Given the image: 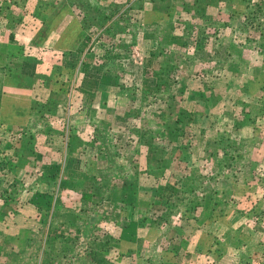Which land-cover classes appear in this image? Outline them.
<instances>
[{"label":"rangeland","instance_id":"1","mask_svg":"<svg viewBox=\"0 0 264 264\" xmlns=\"http://www.w3.org/2000/svg\"><path fill=\"white\" fill-rule=\"evenodd\" d=\"M163 1L167 32L160 35L159 41L167 46L172 43L175 36L170 30L174 23L178 35L194 44L192 56L196 62L181 64V60L189 58L184 50L178 46L177 50H170L172 47L165 44L166 50L162 45L158 49L157 39L154 49L151 46L153 50L157 48L156 55L151 48L150 54L142 42H135L130 52L122 33L107 27L98 33L92 31L95 38L88 49L89 64L80 69V60L74 75L70 71L73 78L66 87L73 96L69 98V108L57 110L55 103L54 111L59 113L49 116L60 131L51 130L45 136L42 130H29V144L27 137L21 146L17 144L16 151H22L20 156L37 154L43 159H32L22 172L17 170L15 174L0 164V190L11 192L12 203L25 204V213L36 219L28 217L26 228L31 230L36 222L40 223L35 234L44 235L42 241L36 237L30 243L16 239L15 249L7 247L10 263L6 264H40L47 259L39 247L47 233L57 243L74 241L61 264H264V15H253L251 9L258 3L246 0L244 13L232 19L237 33L234 29L217 33L216 27L207 22V26L200 23L201 33L191 34L186 32L189 26L183 21L184 13L175 21L172 18L174 0ZM260 3L264 9V0ZM83 4L86 9L89 3ZM197 44L200 47L195 49ZM174 51L176 80L186 79L187 89L211 87L219 99L211 112L207 109L198 115L195 110L202 105L184 89L179 103L189 114L177 124L179 131L187 128L180 140L185 145L183 160L174 161L177 169H147L143 146L133 149L138 144L136 137L131 143L126 121L123 122L129 100L119 82L131 77L144 90L153 79L148 71L158 65L161 53L169 56ZM212 76V82L205 81ZM66 87L59 86V91ZM145 93L139 104L148 107L152 95ZM57 100L60 102L55 96ZM11 130L5 135L8 141L17 137ZM64 149L67 173L60 172ZM223 150L228 151V158L220 168L215 163ZM195 167L202 181H195L191 189V169ZM183 171L185 176L180 174ZM180 176L183 184L176 189L173 183ZM83 190L93 194V199L100 192V204L87 209L90 200ZM50 198L52 206H42L41 200ZM194 200L197 202L191 206L189 202ZM111 202L116 208H111ZM159 213L163 216H157ZM115 230L118 242L114 239ZM92 234L113 235L103 260L97 253L86 251L93 245Z\"/></svg>","mask_w":264,"mask_h":264},{"label":"crops","instance_id":"2","mask_svg":"<svg viewBox=\"0 0 264 264\" xmlns=\"http://www.w3.org/2000/svg\"><path fill=\"white\" fill-rule=\"evenodd\" d=\"M78 1L0 0V151L5 150L0 152V164H3V169L8 166L13 174L17 170L22 172L23 168H26L27 163L32 159L35 162H40L43 159L42 156L37 154L36 156L34 154L26 157L20 156L22 151H16L25 142L23 140L27 137L29 130L36 131L39 129L38 131L42 130L44 134L51 130L60 131L59 127L52 124L49 116L53 112L59 113V111H54L55 103L57 110L66 107L65 110L67 111V107L69 108V98H72L73 95L72 93L70 95L66 86L73 78L78 62L81 60L80 69L87 66L89 64L87 62H90L88 59H91V56H89L88 49L92 38H95L92 36L93 30L98 33L102 28L107 27L109 30L122 33L121 37L122 40L125 39L124 42L126 48H129L128 51H132L135 42H142V44L147 45L145 49L148 47L147 51L149 53L154 41L156 39L159 41L160 35L167 32L165 22H163L165 20L164 8L162 7L163 0H81V5L77 3ZM247 1L251 2L253 0ZM247 1L174 0L175 12L172 18L175 21L176 17L179 18V15L181 17V13H184L182 14L184 16L183 21L189 26V30L184 29V32H190L191 34L192 32L201 33L200 25L207 26V22H211L216 27L217 33L225 32L228 29H234V32L237 33V30L235 31L237 26L236 28L233 27L232 19L237 18L238 14L244 13L243 10H245ZM255 1V3L261 2V0ZM85 2L89 3L86 9H84L83 4ZM76 7L79 8L78 11L75 10ZM187 18L190 19V22L186 21ZM105 19L106 21H104ZM108 24L110 25L107 26ZM170 33L175 36L172 43H168L169 46H167L165 42L161 41L157 44V48L159 49L161 44H165L168 48L171 46L172 49L169 48L170 50L181 48V50H184L185 56L189 57L181 60V64H186L188 60L187 64H192V62L194 64L197 60L192 56L194 44L186 39L183 40V37L178 35L179 32L174 23ZM236 45L239 48L240 44L236 43ZM166 46L165 49H167ZM198 46L197 44L195 49L200 47ZM226 49L223 48V50ZM227 50L229 51V49ZM229 70L227 68V71ZM70 71L73 72L72 77H70ZM244 73L241 72V74ZM234 79H230L231 83L234 82ZM213 80L212 76L205 81L212 82ZM55 83L59 85L56 87ZM185 83L187 84L184 89L187 92L195 91L194 87L187 89L188 82L186 79ZM63 85L66 88H61L63 91L60 92L59 86L63 87ZM208 90L207 87L205 90L207 95ZM55 96L60 102L55 101ZM215 105L216 103L207 111L211 112ZM63 128L61 129L63 130ZM9 130L13 131L12 135H17L12 141H8L5 137V135L8 136ZM64 131L66 130L64 129ZM45 136H48V134H45ZM29 140L30 138L27 137L26 144H29ZM9 148L10 151L8 152ZM11 150H15L16 153L14 151L12 153ZM51 155L54 158L52 153ZM61 155L62 162H65L67 150L64 149ZM64 162L60 169L61 173H67V171H64ZM10 194L11 192L0 190L1 264L10 261L8 254H6L7 247L15 249L17 247L16 239L18 242L26 241V243L34 240L36 238L35 231H37L35 227L38 224L40 225L36 222L31 230L26 228L28 217L30 220L36 221V219L25 213V204L21 205V202L17 204L14 201L12 203L10 199L13 196L11 197ZM111 203V208H116V204ZM99 204L97 203L95 206L97 207ZM111 216L116 217V215ZM49 221H47V224ZM20 227L26 229L23 230ZM12 228L13 230H11ZM26 230H29V233L23 235ZM117 235L114 233V236ZM68 255L70 256L69 253Z\"/></svg>","mask_w":264,"mask_h":264},{"label":"trees","instance_id":"3","mask_svg":"<svg viewBox=\"0 0 264 264\" xmlns=\"http://www.w3.org/2000/svg\"><path fill=\"white\" fill-rule=\"evenodd\" d=\"M261 8V5L258 3L256 4L254 9H251V13H253V15L257 13L260 16L264 15V9ZM254 17L255 16H253V18ZM159 42L160 41L157 40V44ZM161 45L162 48H165V45ZM165 50L161 49V52L166 53ZM156 52L157 48L153 51V53L156 55ZM175 52L176 51L171 52L169 56L161 53L163 57L161 58V60L158 57V65L156 67H153L152 69L150 68L148 71L149 73L147 72L149 74L148 76L151 75L153 78L150 82H148V85L146 87L147 89L145 88L143 90V87H140L139 83L131 77L129 80L121 79L119 82L121 91H126L124 94L127 95V98L129 100L127 109L123 111V122L126 121L127 131L130 135L129 138L132 140L134 137H136L138 144H136V147H134L133 149L137 150L139 144L140 146H143L142 152H144L145 165L147 166V169H156L164 166H167L168 168L170 167L171 169H177V167H175L177 165L174 163V161L180 162V160H183L181 157V153L185 145L183 144L184 142H181L180 140H182L181 137L186 134L187 128L183 129L182 131L180 129L179 131L177 124L180 120H183L185 118V115H187L188 112V109L183 104L179 103V101L183 98L181 94L184 91V86L187 83H185V80H176L177 68L174 63ZM199 73L202 74L200 70ZM203 88V86L197 87L194 88L195 91L192 92L191 90L188 93L189 97L195 98L197 102L202 105V108H198L195 110V113H197L198 115L205 113V110L210 108L219 99V94L217 93V95L214 89H211V87H209L210 89L208 90L209 92L207 95L205 91H202L206 89L207 86L204 89ZM144 91L152 95L148 107H143L141 106V104H139V100L142 95H144ZM131 143H133V140L131 141ZM223 151V154L220 155L218 159H216L215 163L220 168L222 166L223 160L225 158H228V155H226L228 154V151ZM191 170H194L193 172L191 171L192 175L189 184L192 189L194 186V182H201L202 179H199V173H197L196 171L198 170L197 167L192 168ZM183 173L184 171L180 174ZM217 173L219 172L217 171ZM182 176H180L177 182L173 183V187L175 186L176 189H178V187L182 186L183 184L181 183ZM211 177L213 176H210V178ZM83 195L87 196L89 198L88 200H90L87 209L94 207L97 203H100V198L102 196L100 192H97L96 197H94L93 199L94 195L85 190H83ZM162 202L164 204L166 203L165 201ZM196 202V200L190 201L189 204H191V206H194ZM41 204L44 207H51V198L41 200ZM160 215L162 214L159 213L157 216ZM40 219V222L43 224V221H45V216L41 217ZM37 227H39L40 229L41 225L38 224ZM40 232L42 233L41 230ZM113 233H115V231H113ZM92 235L93 236L91 237V240L93 241V245H89L86 251H89L93 254L97 253L98 256H101V259L103 260V254H105L104 250H107L109 248L111 237L113 235L107 234L105 237H100L97 234ZM42 237L43 235L38 237L39 240L41 239L40 241H42ZM117 238L119 237L114 236L115 242H118ZM34 240L37 239L34 238ZM109 241L110 243L108 244ZM73 245L74 241H67L63 244L60 242L57 243L54 237L50 236V233H47L44 243L42 245H39V247L42 248V252H46L47 259H45L44 261L42 260L40 264H43V262L45 264H51V262L52 264H61L62 260L68 257L66 255L67 249L70 250V246ZM54 252L56 253V255ZM93 264L99 263L93 262Z\"/></svg>","mask_w":264,"mask_h":264}]
</instances>
